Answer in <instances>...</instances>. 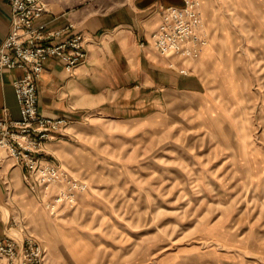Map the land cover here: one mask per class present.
Segmentation results:
<instances>
[{"label":"rangeland","instance_id":"374dc122","mask_svg":"<svg viewBox=\"0 0 264 264\" xmlns=\"http://www.w3.org/2000/svg\"><path fill=\"white\" fill-rule=\"evenodd\" d=\"M200 1L205 49L179 67L199 91L75 131L55 158L84 185L73 204L46 206L67 182L30 192L55 224L86 220L113 264H264V0Z\"/></svg>","mask_w":264,"mask_h":264},{"label":"crops","instance_id":"0c3cea01","mask_svg":"<svg viewBox=\"0 0 264 264\" xmlns=\"http://www.w3.org/2000/svg\"><path fill=\"white\" fill-rule=\"evenodd\" d=\"M43 2L46 12L35 23H44L48 30L71 24V31L61 38L80 33L85 50L84 59L71 72L56 56L43 63L36 83L38 110L45 117L65 119L61 129L44 142L43 161L56 164L55 158L66 153L62 148L76 138L74 132L101 117L131 118L151 103H164L169 93H197L203 85L199 77L180 72L182 57L161 54L150 40L162 9L181 6L183 0ZM10 30V7L6 0H0V45ZM204 49L199 47V56ZM20 73L19 69H8L0 77V119L5 112L13 120L20 119L12 84ZM25 170L0 147V240L12 237L20 244L32 236L46 248L49 264H113L116 260L111 250L83 223L86 220L69 216L55 224L37 211L23 179Z\"/></svg>","mask_w":264,"mask_h":264},{"label":"built area","instance_id":"2783aa9c","mask_svg":"<svg viewBox=\"0 0 264 264\" xmlns=\"http://www.w3.org/2000/svg\"><path fill=\"white\" fill-rule=\"evenodd\" d=\"M11 12V30L0 45V77L8 69L21 71L12 84L19 105L20 119L13 120L5 112L0 119V146L26 168L23 179L28 189L43 194L45 199L52 186L67 182L46 206L51 214L58 204H73L74 189L84 187L77 179L67 176L57 164L43 161L44 142L65 124L63 118L43 116L37 107L36 83L43 71V63L49 56H56L66 71L85 57L80 33L70 32L72 25L48 30L36 20L45 12L43 0H6ZM201 15L198 0H183L181 6L162 9L158 26L151 32L153 47L161 54L175 53L180 57L194 58L205 43L201 33ZM181 72L185 73L184 70ZM47 200V199H46ZM0 264H49L46 248L32 236L18 243L12 237L0 240Z\"/></svg>","mask_w":264,"mask_h":264},{"label":"bare ground","instance_id":"6f19581e","mask_svg":"<svg viewBox=\"0 0 264 264\" xmlns=\"http://www.w3.org/2000/svg\"><path fill=\"white\" fill-rule=\"evenodd\" d=\"M0 147H2V146H0Z\"/></svg>","mask_w":264,"mask_h":264}]
</instances>
